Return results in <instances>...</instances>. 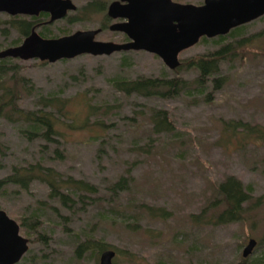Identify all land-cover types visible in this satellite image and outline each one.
<instances>
[{
	"label": "rangeland",
	"instance_id": "obj_1",
	"mask_svg": "<svg viewBox=\"0 0 264 264\" xmlns=\"http://www.w3.org/2000/svg\"><path fill=\"white\" fill-rule=\"evenodd\" d=\"M72 1L77 9L88 2ZM80 15L75 10L48 23V14L39 18L42 24L36 29L39 32L45 26L52 36H59L63 29L71 34L101 28L107 11L69 20ZM10 17L0 13L1 50L20 44H14L18 32L3 25ZM119 20H111L96 39L126 42L124 33L110 29ZM241 32L236 40L228 39L237 53L221 62L225 83L211 101L200 92L148 98L117 91L112 84L115 77L176 74L147 51L83 54L46 64L38 59L17 60L34 86L32 94L21 100L22 107L35 109L39 98L56 95L70 100L71 119L81 124L87 118L86 104L99 106L85 128L61 118L65 134L56 138L57 143L30 141L19 133L17 124L0 117V179L14 166L41 161L98 189L71 206L50 197V189L42 182H34L29 190L18 185L0 190V209L23 223L22 236L29 239L28 251L17 264H100V256L95 254L76 256L78 244L90 236L119 250L114 264H237L249 239L255 238L257 244L247 264H264V204L250 211L245 223L202 227L189 220L211 201L216 185L227 176L251 186L254 199H264V142L245 143L239 139L241 135L232 138L224 128L230 120L264 125V15L244 24ZM218 47L212 39L199 42L179 58L184 61ZM177 75L192 80L197 73L187 68ZM151 108L167 110L176 130L154 132ZM99 119L105 127L94 124ZM56 149L62 157L55 154ZM121 178L128 187L113 189ZM149 207L166 209L171 215L167 219L151 217ZM33 217L40 221L32 223Z\"/></svg>",
	"mask_w": 264,
	"mask_h": 264
},
{
	"label": "trees",
	"instance_id": "obj_2",
	"mask_svg": "<svg viewBox=\"0 0 264 264\" xmlns=\"http://www.w3.org/2000/svg\"><path fill=\"white\" fill-rule=\"evenodd\" d=\"M109 2L110 0H88L85 5L77 9V13L81 14L80 17L69 18V20L88 19L91 15L105 13ZM47 16V13H41L40 16H11L9 21L4 22L3 25H8L9 29L13 28L18 32L19 39L14 44H19L31 34L34 28H38V25L42 24L39 18ZM110 22L111 19L107 15L104 16L101 28L107 27ZM243 26L232 29L226 35L214 38L202 37L200 42L205 43L212 39L219 47L207 54L195 55L180 61L177 68L171 69L176 73L174 76L162 75L136 79L119 76L112 80L113 87L127 96L138 95L148 98H172L185 92L188 94L200 92L205 95L207 101H211L213 93L221 89L225 83V77L220 75L221 62L232 59L237 53L235 47L232 46L234 42L230 43L228 39L236 40L237 36L242 34ZM39 34L45 38H57L68 35L69 29H63L59 36H52L49 28L42 26ZM124 38L127 40L126 35ZM235 43L239 44L238 41ZM17 60L20 59L0 58V117L17 124L19 133L23 137L30 141L43 139L48 143H57L56 138L64 137L65 134L61 130V118L72 120L73 126L76 128H85L91 115L98 114L99 106L87 103V118L81 124H76L70 116V100L56 95L42 96L38 100L39 107L35 109L22 107L21 100L25 95L32 94L34 86L32 80L23 75V66ZM40 62L41 64L48 63V61ZM187 68L196 71L197 75L194 79L189 80L177 75L182 69ZM210 87L211 92L208 93ZM150 119L153 131L156 133L176 130L165 109L151 108ZM94 124L105 127L101 119L94 121ZM224 128L232 138L236 139L237 135H241L239 139L245 143L264 142V125H252L242 120H230L225 122ZM55 154L62 157V153L58 149L55 150ZM36 181L45 184L50 189L49 196L60 200L65 206L74 205L77 200L84 202V199L88 198L86 193L95 194L98 191L93 184L72 176L66 177L54 167L41 161L14 166L9 175L0 179V190H4L9 185H18L23 190H29ZM127 187L126 179L121 178L113 186V189H126ZM253 192L254 189L251 186H245L237 177L227 176L216 185L215 195L211 201L199 213L191 214L189 220L193 225L202 227H215L236 222L245 223L249 219L248 213L264 204L262 196L253 198ZM148 210L150 216L155 218L167 219L171 215L169 211L160 207H149ZM33 219L32 223L40 221L39 218L33 217ZM22 224H19L20 227L23 226ZM112 248L102 239L90 236L78 244L76 256L80 259L86 253H92L98 258L103 251ZM118 252L119 250L116 254ZM124 253L127 254V251ZM247 259L242 255L241 262L237 264H247Z\"/></svg>",
	"mask_w": 264,
	"mask_h": 264
},
{
	"label": "water",
	"instance_id": "obj_3",
	"mask_svg": "<svg viewBox=\"0 0 264 264\" xmlns=\"http://www.w3.org/2000/svg\"><path fill=\"white\" fill-rule=\"evenodd\" d=\"M77 5L72 0H0V13L11 16L50 15L48 23L63 19ZM112 19H121L110 29L124 33L128 41L97 40L100 28L78 30L57 38H45L34 28L19 45L0 50V58L38 59L50 63L83 54L111 55L115 52L147 51L159 56L170 68L180 65V54L200 42L214 38L264 15V0H204L201 5L174 0H115L107 9ZM257 244L250 238L243 251L248 257ZM29 248L19 223L0 209V264H17ZM115 250L101 253L100 264H114Z\"/></svg>",
	"mask_w": 264,
	"mask_h": 264
},
{
	"label": "flooded vegetation",
	"instance_id": "obj_4",
	"mask_svg": "<svg viewBox=\"0 0 264 264\" xmlns=\"http://www.w3.org/2000/svg\"><path fill=\"white\" fill-rule=\"evenodd\" d=\"M204 3V2H203ZM202 3V4H203ZM110 4V3H109ZM109 4H108V6H109ZM107 9H108V7H107ZM77 10V9H76ZM107 11V10H106ZM108 16V15H107ZM109 17V16H108ZM110 18V17H109ZM111 20H116V19H112V18H110ZM120 21V20H119ZM116 23V22H115ZM101 29V31H102V28H100ZM118 32V31H117ZM127 37V36H126ZM125 41H128V38H127V40H125ZM20 233H21V227H20ZM21 235H22V233H21Z\"/></svg>",
	"mask_w": 264,
	"mask_h": 264
}]
</instances>
